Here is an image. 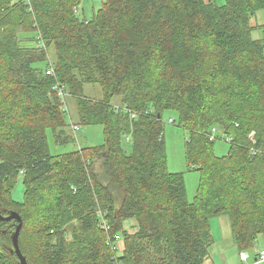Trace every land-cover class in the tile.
<instances>
[{"label":"trees","instance_id":"16d2710c","mask_svg":"<svg viewBox=\"0 0 264 264\" xmlns=\"http://www.w3.org/2000/svg\"><path fill=\"white\" fill-rule=\"evenodd\" d=\"M98 1L88 18L83 0H0V213L21 216L27 263L204 264L221 215L238 250H253L264 238V0ZM166 113L189 132L191 200L184 171L168 167ZM80 125L103 126L104 142L51 152L48 130L64 144ZM18 223L0 220V264H21Z\"/></svg>","mask_w":264,"mask_h":264},{"label":"rangeland","instance_id":"374dc122","mask_svg":"<svg viewBox=\"0 0 264 264\" xmlns=\"http://www.w3.org/2000/svg\"><path fill=\"white\" fill-rule=\"evenodd\" d=\"M219 3L224 2L225 0H217ZM98 0H83L82 6L79 10V14L90 18L93 15V11L98 7ZM258 21H264V10L258 13ZM252 22H256L255 19ZM255 37L261 36V30L254 31ZM85 94L92 98H101L103 96V92L99 85H92L89 83L85 84ZM70 111L72 115V119L76 120L77 111L76 104L70 105ZM171 116H174L172 113H166L164 116V135H165V143L167 147L168 153V167L170 171H184L188 196L189 199H193L196 194V189L199 181V173L197 171L188 170L187 163L185 158V142L189 136V132L184 130L181 127H178L169 122ZM79 130L76 133L77 141H70L64 144L55 143V139L53 136V132L48 130V138H49V146L52 153H65L71 150H75L80 146H88V145H100L104 142V132L103 126L101 125H87V126H79ZM70 133L71 129H70ZM128 150H131L128 145H126ZM229 150V143L224 139H218L215 145V152L217 155H222L227 153ZM14 195L16 198H21L23 196V183L20 178L18 179L17 187H15ZM227 216V215H225ZM233 242L234 254L231 257V264H251L252 260L256 256L257 250L264 249V238L260 236L256 242V246L253 250L248 251L249 259L247 262L241 261L240 259V251L235 245L233 238L231 237L230 243ZM122 244V243H121ZM258 264H264V261L259 262Z\"/></svg>","mask_w":264,"mask_h":264},{"label":"crops","instance_id":"0c3cea01","mask_svg":"<svg viewBox=\"0 0 264 264\" xmlns=\"http://www.w3.org/2000/svg\"><path fill=\"white\" fill-rule=\"evenodd\" d=\"M125 224L130 232H136L137 228L132 220H127ZM212 234L213 243L210 246V256L204 264H231L234 244L233 242L230 243L232 232L228 216L221 215L212 221ZM254 260H256V256ZM255 262L252 261L251 264H255Z\"/></svg>","mask_w":264,"mask_h":264},{"label":"water","instance_id":"95a60500","mask_svg":"<svg viewBox=\"0 0 264 264\" xmlns=\"http://www.w3.org/2000/svg\"><path fill=\"white\" fill-rule=\"evenodd\" d=\"M12 219H17L19 222L15 230V234H13V244H14L16 253L20 259L21 264H28L25 256L21 253L19 245H18L19 234H20L22 224H23L21 216L15 211L10 212L8 215H2L0 213V220L9 221Z\"/></svg>","mask_w":264,"mask_h":264},{"label":"bare ground","instance_id":"6f19581e","mask_svg":"<svg viewBox=\"0 0 264 264\" xmlns=\"http://www.w3.org/2000/svg\"><path fill=\"white\" fill-rule=\"evenodd\" d=\"M242 252H246V253L248 254V258H247V260L245 261V262H247L248 259H249V253H248L247 251H241V252H240V259H241V253H242ZM259 254H261L262 256L260 257ZM23 255H24V254H23ZM259 257H260V258H259ZM263 258H264V249L257 250V252H256V262H255V264L264 261ZM241 261H244V260L241 259Z\"/></svg>","mask_w":264,"mask_h":264},{"label":"built area","instance_id":"2783aa9c","mask_svg":"<svg viewBox=\"0 0 264 264\" xmlns=\"http://www.w3.org/2000/svg\"><path fill=\"white\" fill-rule=\"evenodd\" d=\"M61 93L63 94L64 91L62 90ZM75 128L78 129L77 126H75ZM247 258H248V254H247L246 252H242V253H241V259L244 260V261H246ZM263 260H264V258H263Z\"/></svg>","mask_w":264,"mask_h":264}]
</instances>
